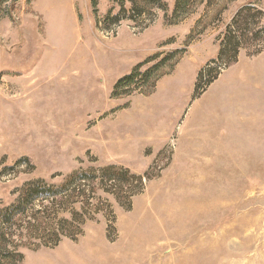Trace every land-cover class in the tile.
<instances>
[{"label":"rangeland","instance_id":"374dc122","mask_svg":"<svg viewBox=\"0 0 264 264\" xmlns=\"http://www.w3.org/2000/svg\"><path fill=\"white\" fill-rule=\"evenodd\" d=\"M175 4L0 0V208L82 171L96 208L19 264H264V0Z\"/></svg>","mask_w":264,"mask_h":264},{"label":"trees","instance_id":"16d2710c","mask_svg":"<svg viewBox=\"0 0 264 264\" xmlns=\"http://www.w3.org/2000/svg\"><path fill=\"white\" fill-rule=\"evenodd\" d=\"M183 1L185 0H176L175 8L181 7ZM240 15L234 20L233 25H228L225 29L226 42L221 47L219 57L225 52L226 57H229L228 60L236 59L240 47L239 42L248 35L240 27L235 28L237 23L241 25ZM137 73L135 69L130 74L121 77L116 87L129 84ZM117 174L118 170L113 171L109 167L101 168L91 180L104 182V185L109 181L110 187L118 189L120 181L117 179ZM86 175L85 171L70 174L64 177L63 182L58 185L28 183L13 203L0 208V264H19L21 254L18 245L24 240L31 241L37 246L39 243L46 245L48 242L56 244L62 235L72 238L81 233L86 215L96 210L94 203L75 198L85 195L83 192L84 181L87 180ZM69 184L70 207L65 203V197L60 196L62 189ZM35 199H38L39 204L34 207L28 206ZM66 206L68 208L64 209ZM67 209H69V218L61 217L60 215Z\"/></svg>","mask_w":264,"mask_h":264}]
</instances>
